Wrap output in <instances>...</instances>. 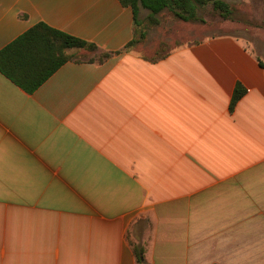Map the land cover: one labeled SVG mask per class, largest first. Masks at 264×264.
Listing matches in <instances>:
<instances>
[{"label":"crops","instance_id":"1","mask_svg":"<svg viewBox=\"0 0 264 264\" xmlns=\"http://www.w3.org/2000/svg\"><path fill=\"white\" fill-rule=\"evenodd\" d=\"M137 18L0 0V50L39 23L95 46L32 92L0 72V264H264V66L229 34L148 57Z\"/></svg>","mask_w":264,"mask_h":264},{"label":"trees","instance_id":"2","mask_svg":"<svg viewBox=\"0 0 264 264\" xmlns=\"http://www.w3.org/2000/svg\"><path fill=\"white\" fill-rule=\"evenodd\" d=\"M120 2L131 7L133 20L137 25L139 23L137 18L139 7L148 11L146 18L151 23L157 22V15L164 8L169 9L174 17L182 21L198 20L197 10L206 4H210L212 9L223 18H230L232 14V8L225 0H120ZM137 33H139V37L144 34L142 31H137ZM37 38L42 39H39V42ZM135 41H137L136 37L127 44V47L132 46ZM21 47L24 48L23 51L29 49L28 52L32 56L26 69L22 70L9 64V62L17 60L16 56H23L18 53L22 51ZM70 47L91 50L95 48L87 41L39 23L0 50V72L27 92H32L65 61L67 56L62 50ZM105 54L103 53V55ZM244 93L245 88L237 83L230 99V109ZM134 251L137 261L142 263V249L135 247Z\"/></svg>","mask_w":264,"mask_h":264},{"label":"rangeland","instance_id":"3","mask_svg":"<svg viewBox=\"0 0 264 264\" xmlns=\"http://www.w3.org/2000/svg\"><path fill=\"white\" fill-rule=\"evenodd\" d=\"M225 1L232 8L230 18L221 17L210 4H206L198 8L199 19L196 21H182L164 8L157 15V22L151 23L144 8V36L136 39V48L148 57H155L183 42L229 34L244 39L264 66V0Z\"/></svg>","mask_w":264,"mask_h":264}]
</instances>
